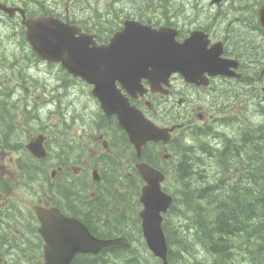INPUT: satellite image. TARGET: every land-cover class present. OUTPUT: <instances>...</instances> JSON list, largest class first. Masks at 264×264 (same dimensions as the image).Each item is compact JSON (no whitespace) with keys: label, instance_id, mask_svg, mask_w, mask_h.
Segmentation results:
<instances>
[{"label":"flooded vegetation","instance_id":"flooded-vegetation-1","mask_svg":"<svg viewBox=\"0 0 264 264\" xmlns=\"http://www.w3.org/2000/svg\"><path fill=\"white\" fill-rule=\"evenodd\" d=\"M0 1L12 7L24 8L29 16L37 14L33 5L51 3L55 6L49 9L50 13L66 21L74 19L68 9L63 13L60 0ZM209 5L217 11V15L212 16L214 12L210 10L207 18L202 20L203 24L188 33H184V28L178 23L173 24V21H170V27L180 30V42L195 30L204 32L209 38L208 48L222 51L221 57L226 63L232 61L229 69L232 75L211 76L206 72L208 85L200 86L186 83L176 74L172 77L168 96L148 93L144 97H130L131 102L147 117L160 123L156 119L160 115L171 126H175L173 121L178 118L175 110L180 107L178 109L185 114L186 123L181 129L176 127L168 146L149 143L139 157L117 116L107 115L94 98L93 102L80 109V114L74 108L66 111L61 109L57 95L42 109L28 102V107L17 111L22 112L24 119H15L14 125L11 123L10 127L17 129L14 133L22 127L26 129L24 125L37 127L47 115H53L56 124L54 127L47 123L37 133L24 130L28 137L26 142H20V137L15 138L13 135H0V143L4 148H13L18 154L14 161L18 175H14L11 169L2 173H5L3 176L11 175V183H5L6 190L10 194L16 188L25 191L20 194V198L0 195V245L4 249L1 250L0 246V264H7L6 260L10 258L16 259L18 264H46L47 241L41 232L42 222L37 208H43L53 223L61 218L79 221L99 239L124 236L127 229L131 228L130 221L137 212L134 206L131 207L132 196L130 198L128 193L131 182L141 177L137 170L139 163L169 171L165 165L170 158L164 157L165 152L174 150L176 137L184 134L195 136L197 131L206 134L202 138L211 140L209 143L213 144L210 148L213 149H220L229 141L240 140L243 124L238 128L233 126L239 115L243 114H239L238 110L245 108L247 111L254 106L255 89L264 83V19L259 13L264 7V0H221L217 4H212L210 0ZM38 7L40 11L46 10V5ZM217 17L223 23L227 21V24L219 26ZM81 27L97 37L102 36L94 26L88 27L86 23ZM240 36L246 38L240 40ZM175 81H181V88L175 85ZM158 97L166 99L162 105L166 107L163 113L159 112L157 106ZM259 99L261 101L262 98ZM10 116L15 117L16 114ZM57 129L58 132H55ZM68 129H72L75 134L66 135ZM213 131L216 132L215 136H207V132ZM38 138L43 140L46 150L43 158L36 157L28 149V145L35 143ZM109 250L105 249L97 256L77 255L72 264H93L96 258H110L112 253Z\"/></svg>","mask_w":264,"mask_h":264},{"label":"water","instance_id":"water-1","mask_svg":"<svg viewBox=\"0 0 264 264\" xmlns=\"http://www.w3.org/2000/svg\"><path fill=\"white\" fill-rule=\"evenodd\" d=\"M0 9L7 13L14 11L2 3ZM21 13L27 28V40L34 52L49 62L62 63L75 77L94 85L93 95L107 115L118 116L138 156L148 142H170V130L156 126L131 106L128 99L120 95L116 81H120L133 96L137 92L145 93L143 79L149 80L152 91L166 93L163 85L169 86L173 73H181L187 81L194 83L206 71L221 73L218 69L224 64L220 59L222 51L208 50V36L200 31L179 43L176 40L179 32L174 29L156 30L139 22L127 21L124 30L117 33L108 45L100 46L94 36L53 16L27 18L23 11ZM42 143L43 140L38 138L28 145L38 158L46 156ZM137 168L146 183L140 197L143 236L161 264H170L163 215L170 209L174 198L162 189L166 180L163 172L145 163ZM38 211L43 229H50L45 237L47 264H72L78 254L98 255L109 247H130L126 238L98 239L79 221L61 218L53 223L48 215L40 212L41 209Z\"/></svg>","mask_w":264,"mask_h":264},{"label":"rangeland","instance_id":"rangeland-1","mask_svg":"<svg viewBox=\"0 0 264 264\" xmlns=\"http://www.w3.org/2000/svg\"><path fill=\"white\" fill-rule=\"evenodd\" d=\"M69 3V14L72 18L77 17L80 19L83 15L86 16V20L82 21L83 24L87 23L88 27H96L97 30L101 32L102 35H105V32L111 31L110 25L106 24L107 22H110L112 26H119L122 24V22L126 19L131 17L132 19L138 18L143 19L147 23L151 22L150 25H153L154 27H160V26H167L170 24V21H173V24H179L182 26L184 33H188L190 30L195 29L198 27V25H202V20L207 18V13L211 10L217 15V11L212 9L209 5L210 0H77L71 2L70 0L65 1V12H66V4ZM38 5V4H35ZM31 6H29L30 8ZM51 7V5H49ZM37 9L38 15L42 13L40 11L39 7H34ZM72 11V12H71ZM223 16V13L221 14ZM211 16V17H212ZM210 18V17H209ZM208 18V19H209ZM8 20V21H6ZM7 18H0V78H4L9 81V77H13V81L11 78L12 83L9 85L8 82L4 83V88H8V91L10 90L11 94H19L20 95V102L19 105L23 102V99L25 97L21 94H26L27 92V98H31L32 100L36 101L34 106L37 109H42L46 105H44L43 102L49 101L50 98L54 94H58L55 91L56 87L59 88H68V91H62L59 92L60 102L58 103L60 108L63 110H69L70 108H74L78 110V113L80 114L82 110L84 109L85 105L90 104V101L93 102L89 92L87 91V88L81 84L71 81L70 79L66 80L62 77H65V73L60 72L59 68L56 67H50L47 68L46 66L42 65L41 63H38L36 59L33 58L35 54L32 53L31 49L25 43L24 39L22 38L23 32L21 29V25L17 24L16 22H12ZM12 22V23H11ZM217 22L219 26H223L226 23L222 22L219 17H217ZM222 22V23H220ZM211 25H207V27H210ZM94 31V30H92ZM111 35V34H110ZM245 36V35H244ZM244 36H240L239 39L246 38ZM238 40V39H237ZM255 53V52H254ZM250 54V52H249ZM22 75H25V77L29 78H36L37 82L36 85L32 86V84L35 81H32L29 79L30 82H25L21 77ZM175 85L179 87L182 85L181 81H175ZM31 84V85H30ZM181 88V87H180ZM264 88V83L259 85L257 89H255V97H258L256 101H254V106L251 107L249 112L245 111V108L239 109V114L245 113L239 115V119L236 120V123L233 126L239 127L240 124L244 125V121L249 120L250 126L254 125H260L261 122H264V112L259 107V98H262L260 103L262 104L264 102V92L262 89ZM14 89V91H13ZM0 90H3V83L0 79ZM48 93V98H45L44 93ZM159 99L161 101H166L165 98H159L157 102L159 103ZM8 103L11 104V101L7 100ZM161 104V103H159ZM92 105V104H91ZM94 107V105H92ZM162 107V106H159ZM179 107V106H178ZM178 107L176 108V114L179 118L178 125H183L186 123L185 114L182 115L183 117H179V113H183L182 110H179ZM33 108V107H32ZM31 108V109H32ZM180 108V107H179ZM21 110V109H20ZM164 108H160L159 112L163 113ZM54 116L51 115L50 117H44V121L41 122L40 125L37 127H29L27 125L26 129L24 127L20 128V130L13 135V137H20V142H26L28 140V137L26 134H24V130H30V133H37V130H40L41 127H46L45 124L50 123L52 125L56 124V120L53 118ZM16 119L18 121H22L24 119V116L22 112H19L18 115H16ZM177 119V118H175ZM54 120V121H53ZM47 121V122H46ZM160 121L163 124H167L166 119L164 117H160ZM16 123L15 121L13 122ZM170 124V123H168ZM246 125V124H245ZM244 125V126H245ZM246 128V126L244 127ZM55 132H58V129L55 130ZM77 133V132H76ZM75 132L72 129H68V132L66 135H73ZM1 135V134H0ZM29 135V133L27 134ZM179 135V134H178ZM79 136V134H77ZM185 137L188 140V146L194 145L197 140L192 135L186 134ZM1 139V137H0ZM207 141H211L208 139H205ZM202 143L198 144V147L201 146ZM213 144V143H211ZM10 150V151H9ZM15 149L13 148H4V146L0 143V195L8 196V198H20V194H23L25 191L24 189H18L16 188L12 194L11 192H8L5 187V183L10 184L12 180L11 175H5L3 176L7 171L6 169L14 170V175H18V172H15L16 164L14 161L17 159L18 154L15 153ZM4 151V152H3ZM165 154H168L165 152ZM164 154V155H165ZM172 157L170 158V161L168 162L167 167H169V173L167 181L164 184V188L168 191L169 194L174 196L176 199L180 195V190H178V187L181 185L182 190H188V186L182 182H180V175H179V156L174 152V150H171L169 152ZM198 157H201L205 160V162L201 165H199L197 168H199L197 171L201 172L204 171L202 174L203 177L201 178L200 175H196L195 179H197L201 184L204 183L203 181H207L208 183H215V185L219 184L220 182H217V177L222 178L220 175V172H222L221 166L217 164H211L210 162L218 161L216 159H207L208 154H197ZM205 156V157H204ZM258 159H254V161H251V165L254 164L255 161ZM237 159L232 158V164L235 165L233 167V171L237 169H242V166H237L239 164L236 163ZM240 161V160H239ZM245 162V161H241ZM4 168V170H3ZM5 172L4 174H2ZM242 172V171H241ZM245 173V171H244ZM248 173H250L248 171ZM246 174H240V173H229L228 176H223L224 181L222 183H228V187L231 186V183L239 184L242 181V178L244 179ZM225 178H231L229 180H225ZM189 180V178L187 179ZM192 184L194 185L196 181L193 180ZM190 189H194L191 187ZM216 193V192H215ZM213 193L211 196L215 195ZM25 195V194H24ZM210 195V194H209ZM26 196V195H25ZM209 198V197H206ZM29 199L26 200L28 202ZM25 204V203H24ZM29 205V204H27ZM179 222V220H177ZM130 227L127 229L125 233L129 234L130 232L135 231V225L130 221ZM138 230V228H137ZM131 242L133 244V250L136 253H139L140 255L137 256L139 258V261L137 264H156V260L152 256V254L149 252L147 248H145L144 240L141 236V234L138 231H135L132 233ZM1 246V245H0ZM1 250L4 251V249L1 246ZM29 249L26 251L28 252ZM128 255V254H126ZM208 256V255H207ZM206 257V254L203 251L197 252L195 254V258L199 260H203ZM6 259V258H5ZM192 257L189 254H186L185 257H180L177 259V264H194L192 262ZM7 264H18V261L16 259L6 260ZM116 263L125 264V261L117 260Z\"/></svg>","mask_w":264,"mask_h":264},{"label":"trees","instance_id":"trees-1","mask_svg":"<svg viewBox=\"0 0 264 264\" xmlns=\"http://www.w3.org/2000/svg\"><path fill=\"white\" fill-rule=\"evenodd\" d=\"M106 39L107 37H103L102 41ZM0 106L6 109L1 102ZM8 118L1 117L0 125L7 127ZM185 144L179 142L176 145L180 158L179 179L194 189L181 192V185L178 187L180 195L164 221L171 264H177V259L185 257L186 254L191 255L194 264H200L195 258V254L200 251L206 254L203 261L210 264H264V124L254 125L252 129L244 132L238 145L233 141L227 143L230 146L247 147L244 155L249 158L248 163L243 165L240 160L237 166H242L245 173L249 171L250 175L247 174L242 179L239 187H235L234 183L229 187L222 183L224 185L221 184L216 189L215 183L203 181L201 184L195 176L200 175L202 178L204 171L198 172L195 163L203 161L198 157H191L192 150ZM202 150H206L204 144ZM255 158L258 160L251 165ZM223 161L232 163L231 159ZM232 171L228 169L220 172L222 178L217 177V182L223 181V176ZM187 175L191 176V179L187 180ZM191 180L196 183L193 185ZM209 188H213L216 193L206 198ZM140 189V181L131 188L129 186L131 207L134 206L136 211ZM184 193L189 196H184ZM110 251L118 255L129 254L131 258L124 259L128 264H137L139 261L137 256L130 254L135 253L133 249L116 247ZM111 259L96 258L93 264H114L111 262L123 258L120 256Z\"/></svg>","mask_w":264,"mask_h":264},{"label":"bare ground","instance_id":"bare-ground-1","mask_svg":"<svg viewBox=\"0 0 264 264\" xmlns=\"http://www.w3.org/2000/svg\"><path fill=\"white\" fill-rule=\"evenodd\" d=\"M246 148L247 147H245V146H239V147H237V146H230L228 144H223V146L218 151L214 152V154H215L214 157L217 158L218 161H215V163L214 162H210V165L211 164L212 165L213 164L220 165L221 166V169H222V172L223 171H227L228 169H232L233 170V167L235 166V165H233L229 161H223V160H226V159H231L232 160V158H236L237 159L236 163H238L239 160H241V161H245V162H242L241 164L246 165L248 163V159H249L246 155H244V152L246 151ZM210 156L213 157V154H210L209 156H207V159H209V160L210 159H213ZM253 161H254V159H253ZM232 173L233 174L234 173L235 174L236 173H240V174H246V175L248 174L247 176L250 175V173H248V172L247 173H244V168L243 167H242V169H237V170L232 171ZM227 175H229V174H227ZM187 178L191 179V176L187 175ZM229 179H231V178H225V180H229ZM219 182H220L219 184L215 185L216 189L218 188V186H220L222 184V181H219ZM228 183H229V181L225 183L227 185V187H228ZM241 184H236L235 187H239V186H241ZM222 185H224V184H222ZM190 188H191V186L189 185L188 186L189 191H191ZM185 191L186 190H183L181 192H185ZM215 192L216 191L213 188H209L208 194L205 195V197H209L211 194H213ZM183 195L184 196H189L188 194H185V193ZM200 261H201V262H199L200 264H210V263L204 262L203 260H200ZM221 263H223V262H221Z\"/></svg>","mask_w":264,"mask_h":264}]
</instances>
